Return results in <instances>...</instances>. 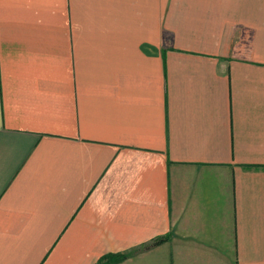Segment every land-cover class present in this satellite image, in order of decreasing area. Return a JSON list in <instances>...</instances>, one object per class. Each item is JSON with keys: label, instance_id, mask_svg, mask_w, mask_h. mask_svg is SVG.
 Masks as SVG:
<instances>
[{"label": "crops", "instance_id": "obj_1", "mask_svg": "<svg viewBox=\"0 0 264 264\" xmlns=\"http://www.w3.org/2000/svg\"><path fill=\"white\" fill-rule=\"evenodd\" d=\"M264 264V0H0V264Z\"/></svg>", "mask_w": 264, "mask_h": 264}, {"label": "trees", "instance_id": "obj_2", "mask_svg": "<svg viewBox=\"0 0 264 264\" xmlns=\"http://www.w3.org/2000/svg\"><path fill=\"white\" fill-rule=\"evenodd\" d=\"M108 259H109V261L112 260L110 257H108V258H106V259H102V260L99 262V264H107Z\"/></svg>", "mask_w": 264, "mask_h": 264}]
</instances>
